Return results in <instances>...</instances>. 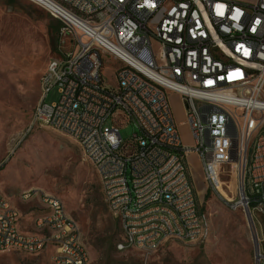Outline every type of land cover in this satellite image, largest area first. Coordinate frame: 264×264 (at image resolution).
Segmentation results:
<instances>
[{
    "label": "built area",
    "instance_id": "1",
    "mask_svg": "<svg viewBox=\"0 0 264 264\" xmlns=\"http://www.w3.org/2000/svg\"><path fill=\"white\" fill-rule=\"evenodd\" d=\"M62 23L60 56L41 74L32 126L59 128L99 173L117 220L120 250L203 241L209 217L193 179L195 155L212 188L236 169L227 203L264 223V0H32ZM96 21L98 33L81 31ZM116 84L104 79L106 60ZM58 89L59 99L47 94ZM171 94L180 97L185 144ZM124 124L135 132L125 138ZM30 127V128H31ZM237 194L240 199L237 200ZM40 220L22 229V209L0 190V253L58 248L52 264H91L79 223L63 200L26 190ZM163 233V240H155ZM258 263L264 260L259 235Z\"/></svg>",
    "mask_w": 264,
    "mask_h": 264
},
{
    "label": "rangeland",
    "instance_id": "2",
    "mask_svg": "<svg viewBox=\"0 0 264 264\" xmlns=\"http://www.w3.org/2000/svg\"><path fill=\"white\" fill-rule=\"evenodd\" d=\"M61 28L58 19L32 0H0V190L22 208L27 229L32 230V219L40 210L36 203H22L18 195L40 190L60 197L79 223L91 264H259L246 213L225 198L227 186L237 188L236 169L227 167V176L222 178L226 185L220 184L218 191L203 179L195 155L189 162L196 187L200 195V190L203 196L210 193L200 200L209 217L204 240L172 239L150 252L118 249L123 240L118 222L104 201L98 173L84 160L80 145L53 128L31 127L41 94V74L48 61L62 53ZM118 65L106 60L104 79L109 86L116 84L113 68ZM59 95L54 88L45 100L54 102ZM171 101L184 143L192 144L181 100L172 96ZM135 130L132 124H124L121 134L129 138ZM255 222L264 240V223L260 217ZM52 252L47 248L40 253H0V264H52Z\"/></svg>",
    "mask_w": 264,
    "mask_h": 264
},
{
    "label": "bare ground",
    "instance_id": "3",
    "mask_svg": "<svg viewBox=\"0 0 264 264\" xmlns=\"http://www.w3.org/2000/svg\"><path fill=\"white\" fill-rule=\"evenodd\" d=\"M81 31L86 34H94L98 33V26H96V21H83L81 22ZM59 131V128H53ZM79 145L81 148H86V139H79ZM93 165V162H91ZM98 173V172H97ZM99 176V173H98ZM218 188H220V183L218 184ZM22 198H26V191L21 193ZM7 198V197H6ZM236 205V203H234ZM234 206V205H233ZM40 220V216L37 218L36 221ZM209 232V223L208 220L206 221V231L204 233V238L208 235ZM178 240L186 241V238H177ZM155 240H163V233H155ZM160 246L159 243H151V251L155 250ZM118 249L120 250V243L118 244ZM24 252L28 253H37L36 249H28L24 250ZM58 255V248H55L54 252L52 253L51 257H56Z\"/></svg>",
    "mask_w": 264,
    "mask_h": 264
},
{
    "label": "water",
    "instance_id": "4",
    "mask_svg": "<svg viewBox=\"0 0 264 264\" xmlns=\"http://www.w3.org/2000/svg\"><path fill=\"white\" fill-rule=\"evenodd\" d=\"M245 211H246V217H247L248 224H249V226L253 232V238H254V242H255L256 252L258 253V251H259V238H258V235L254 231V228H253L254 227L253 217H252L251 211L248 208H246Z\"/></svg>",
    "mask_w": 264,
    "mask_h": 264
},
{
    "label": "crops",
    "instance_id": "5",
    "mask_svg": "<svg viewBox=\"0 0 264 264\" xmlns=\"http://www.w3.org/2000/svg\"><path fill=\"white\" fill-rule=\"evenodd\" d=\"M172 96H177V97H179V96L176 95V94H171V97H172ZM179 99H180V97H179ZM180 100H181V99H180ZM193 179H194V178H193ZM196 188H197V187H196ZM2 192H3V191H2ZM197 192H198V189H197ZM200 192H201V195H200L199 192H198V194H199V198L202 199V198L205 197V196L202 195L203 190H200ZM3 193H4V192H3ZM5 195H6L7 197H9L7 194H5ZM204 195H205V193H204ZM18 197H19V198H22V197H21V194L18 195ZM9 198H10V197H9ZM22 203H24V202H22ZM28 204H29V203H28ZM20 208H21V207H20ZM21 209H22V208H21ZM22 211H23V210H22ZM23 213H24V212H23ZM25 216H26V215H25V213H24V218H23V220L26 218ZM39 216H40V212H38V213L35 215V217L32 219V221H36L37 218H38ZM23 220H22V229H23L24 231H26V232L31 231V230H28V229H27V225L25 224L26 221H23ZM50 249H52L53 252H54V250H55V248H50ZM53 252H52V253H53Z\"/></svg>",
    "mask_w": 264,
    "mask_h": 264
},
{
    "label": "trees",
    "instance_id": "6",
    "mask_svg": "<svg viewBox=\"0 0 264 264\" xmlns=\"http://www.w3.org/2000/svg\"><path fill=\"white\" fill-rule=\"evenodd\" d=\"M209 195H210V193H209V192H207V193H206V195H205V198H208V197H209Z\"/></svg>",
    "mask_w": 264,
    "mask_h": 264
}]
</instances>
